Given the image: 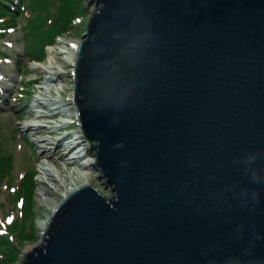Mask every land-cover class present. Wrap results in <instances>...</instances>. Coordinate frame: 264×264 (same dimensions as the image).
I'll return each mask as SVG.
<instances>
[{
  "label": "water",
  "instance_id": "water-1",
  "mask_svg": "<svg viewBox=\"0 0 264 264\" xmlns=\"http://www.w3.org/2000/svg\"><path fill=\"white\" fill-rule=\"evenodd\" d=\"M90 2L72 100L111 194L67 193L19 264H264V0Z\"/></svg>",
  "mask_w": 264,
  "mask_h": 264
},
{
  "label": "rangeland",
  "instance_id": "rangeland-1",
  "mask_svg": "<svg viewBox=\"0 0 264 264\" xmlns=\"http://www.w3.org/2000/svg\"><path fill=\"white\" fill-rule=\"evenodd\" d=\"M90 1L0 2V78L4 77L1 83L7 87L4 99L0 98V264H19L23 252L41 240L40 226L49 218L53 202L58 203L64 197L58 187L53 195H46L45 201L40 197L37 178L45 177L39 171L40 165L54 170L55 179L45 178V184L50 187L59 181L62 188L68 183L64 180L65 175L72 171L79 173L75 163L77 158L75 161L69 158L79 143L73 136L79 125L69 117L72 108L62 105L66 99L69 102L71 96V66L68 60L52 51L82 39L90 13L95 8L94 2ZM48 19H53L50 28L45 24ZM48 34L57 36L52 38L51 44L44 46L43 38ZM32 57L39 60H30ZM51 73H58L59 77H50ZM45 78L50 80L45 81ZM47 97L62 101L54 115L50 110L53 105ZM36 99L41 103H36ZM29 110L32 116L22 115ZM66 119L71 122L63 124ZM29 125L32 127L27 128ZM39 130H42L41 134ZM83 139L86 145L88 142ZM43 145L50 150L49 155H40ZM91 152L89 148L88 154ZM32 170L30 177L34 184L28 203L23 198L15 204L6 195L7 182L11 178V184L16 188L18 181L28 177ZM93 172L98 174L96 170ZM90 185L105 196L111 194L97 176Z\"/></svg>",
  "mask_w": 264,
  "mask_h": 264
},
{
  "label": "bare ground",
  "instance_id": "bare-ground-1",
  "mask_svg": "<svg viewBox=\"0 0 264 264\" xmlns=\"http://www.w3.org/2000/svg\"><path fill=\"white\" fill-rule=\"evenodd\" d=\"M76 45H77V41H72L70 43H65L64 46H60L61 49H54L52 51L53 54H60L63 59L65 60H68V63L69 64H72L73 63V59H74V54H75V50H76ZM51 66V65H50ZM72 71V67L70 68V73ZM52 72V71H51ZM54 75H56L57 77H59V74L58 73H51L50 77H53ZM4 80V77L2 76L0 78V98L3 97L4 99V96L6 95V91H7V87L5 84H2L1 82H3ZM46 80H50L48 78H45V81ZM73 81V80H72ZM72 86H73V82H72V85L69 87L71 89V92L69 93L71 96L69 97V102L67 101V99L64 101V103L62 104L64 106L67 105V107H70L72 108V112H70L69 114V117H72L74 118L76 121V106L72 100V95H73V92H72ZM29 92L32 91V90H28ZM48 92L49 94L51 93V91H46ZM47 101L49 102V104L53 105L52 108H50V110H52V114H56L55 110L59 109L60 108V102H62L61 100H58V99H54L53 97H47ZM36 103H41V101H39V99H36L35 100ZM54 110V111H53ZM61 110H58V112H60ZM23 116H32V112L31 110L29 111H25L23 114ZM69 119V118H68ZM36 126H39V125H36ZM32 126H27V128H31ZM39 134L42 133V130H39ZM74 136V141H79L78 144H76V147L74 148V153L71 154L69 156L70 159L74 160L77 158V162L76 165L77 167L79 168V173H75L74 171H72V173L70 175H65L64 177V180L68 181V183H66V185L64 187L61 188V184L59 181H57L58 183H54V187H50L48 186L47 184H45V178L46 179H55V174H54V170L52 171V169L46 167L44 164L40 165L39 167V171L41 174H44L45 177L42 175L40 176L41 178H37V184L40 188V191H41V194H40V197L43 198V200L45 201L46 199H48V197L46 195L48 194H51L53 195L55 193V190L57 188L62 190L63 191V196H65L67 193H69L70 191L74 190L75 188L79 187V186H82V185H90L91 184V180L93 178H96L97 174L95 172H93V162H94V156L91 154H88V151H89V147H88V143L85 145L83 142H84V139L82 137V134L80 133V130L78 129V131L73 135ZM73 141V142H74ZM59 148H57L56 150H58ZM50 154V150L46 148V146L43 145V147L41 148V151H40V155H49ZM68 158V159H69ZM73 162V161H72ZM57 165V164H56ZM34 172V170L30 171L28 173V175L30 173ZM98 173V172H97ZM60 175V174H59ZM63 179V178H62ZM32 180V179H31ZM33 184H34V180L30 181L29 182V190L33 191ZM9 186V189L8 191H6V195L12 200V202H14L15 204L18 203L17 202V195H16V188L12 186L11 182H7V185L6 187ZM25 202V201H24ZM23 203V202H22ZM53 207L57 204L55 202H53ZM53 209V208H51ZM46 221L45 220L43 222V224L40 226V229L42 230L41 232V235H43V232L45 231V228H46Z\"/></svg>",
  "mask_w": 264,
  "mask_h": 264
},
{
  "label": "trees",
  "instance_id": "trees-1",
  "mask_svg": "<svg viewBox=\"0 0 264 264\" xmlns=\"http://www.w3.org/2000/svg\"><path fill=\"white\" fill-rule=\"evenodd\" d=\"M1 1H3V0H0V2ZM56 1L61 3L62 1H67V0H56ZM48 21L49 22H46V23L44 22L45 24L49 25L46 28H50L53 26V19H48ZM55 36H57V35H55V34L49 35L48 34L45 38H43V41H45L44 46L51 44L52 38L54 39ZM30 60H37L38 61L39 59L32 57V58H30ZM30 175H31V173L29 175H27L29 178L26 177V178L20 179L18 181V184L16 186V195H17L16 199H17V201L24 198L23 200L25 201V203H28L27 200H28V197L31 193V191L29 190V182L31 181ZM10 180H11V178H10ZM10 180H8V181L11 182Z\"/></svg>",
  "mask_w": 264,
  "mask_h": 264
}]
</instances>
